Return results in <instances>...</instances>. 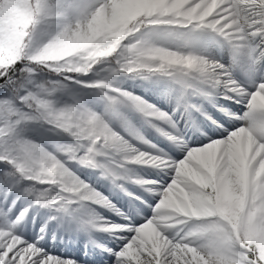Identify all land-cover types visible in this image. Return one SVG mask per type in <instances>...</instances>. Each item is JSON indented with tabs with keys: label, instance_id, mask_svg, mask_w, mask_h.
<instances>
[{
	"label": "clouds",
	"instance_id": "1",
	"mask_svg": "<svg viewBox=\"0 0 264 264\" xmlns=\"http://www.w3.org/2000/svg\"><path fill=\"white\" fill-rule=\"evenodd\" d=\"M223 4L221 20L203 16ZM197 32L218 38L226 62L193 47ZM0 79L7 93L0 120L13 129L12 168L0 194H14L0 207V242L19 243L15 234L24 233L30 212L47 209L55 214L41 225L42 239L41 229L65 216L53 207L62 201L89 200L122 215L81 178L92 174L126 195L124 185L132 183L158 196L132 247L170 244L168 237L179 235L190 264H264V0H0ZM160 84L178 93L171 114L129 90ZM70 85L91 92L100 110L79 92L59 104ZM190 87L203 93L199 111L180 99ZM204 103L219 106L215 117ZM177 110L183 125L173 118ZM145 130L184 153L175 170ZM194 137L207 142L190 146ZM137 167L171 179L163 185ZM17 201L22 206L13 213ZM92 214L97 231L127 226Z\"/></svg>",
	"mask_w": 264,
	"mask_h": 264
},
{
	"label": "rangeland",
	"instance_id": "2",
	"mask_svg": "<svg viewBox=\"0 0 264 264\" xmlns=\"http://www.w3.org/2000/svg\"><path fill=\"white\" fill-rule=\"evenodd\" d=\"M218 38L203 33L202 36L195 41H191L192 45L196 49L208 48L213 53L216 54L217 59H221V62H226V57L221 58L220 52L216 47ZM238 77V73H234ZM133 91L136 95L143 97L145 100L152 104H155L158 108L164 110L165 112L172 113L175 107V98L178 93L169 88L166 84H160L158 86H143V87H132L129 89ZM79 92V98L88 104V106L93 107L95 110L99 111L101 106V101H99L91 92L88 90L81 89L78 85H70L66 93H62L57 102L59 104L72 103V93ZM193 103H200L199 99L195 98ZM203 108L208 112L209 115L215 117L217 110L211 107L207 103L203 104ZM234 111H242L241 105H236ZM192 115L196 118L198 123L204 124L205 121L203 117H200L197 113L193 112ZM174 119L179 120L181 125L184 123V119L181 116L179 110L176 111ZM147 138L151 140L158 147H161L169 156L176 161L183 159L184 155L176 153H171L169 148L164 145L165 142L162 138L156 136L149 130H145ZM203 138V137H201ZM215 138V136L213 137ZM199 138L194 137L191 143L196 142ZM205 139V138H203ZM206 140V139H205ZM199 145V144H198ZM197 144L195 146H198ZM194 147V146H193ZM136 171L140 176L146 179H156L159 180L161 184L165 185L170 179V176H157L156 173L147 168L137 167ZM89 175V174H88ZM92 177L94 175L90 174ZM81 178L86 180L88 183L92 184L99 192L109 198L116 205L122 215H117L112 212L106 211L105 209L91 204L89 202V207L92 212L96 215L103 217L108 223L111 224H123L124 221H132L143 223L145 218L152 215V205L155 204V199L153 195L143 192L135 184L125 183L127 195L123 192L110 188L107 184L103 182H97L92 180L86 174H81ZM13 197L8 195L5 200L4 196H0V207L7 209L11 205ZM21 203L17 201L16 207L12 210L13 213L18 212L21 207ZM73 208H78L77 204L72 205ZM55 213L51 210L40 209L38 213H31L26 221V229L33 228L38 222L44 223L48 216L54 215ZM82 214L78 212L77 215ZM35 215V219H33ZM126 218V219H125ZM74 222L68 216L60 217L58 216L56 220H51L47 223V226L52 229V234H47L51 236V239L46 240L45 238L41 241V245L45 244V251L49 252L52 256L57 258H63L66 261L74 260L76 264H113L115 261V256L109 257L108 252L103 251L104 248H111L113 251H119L120 241L116 236L110 235L107 232L97 231L95 229H83L77 223L74 222L75 228L72 229L71 225ZM66 245V249L74 248L76 251L71 253H63L61 248L56 246L58 243ZM58 249V250H55ZM82 252V254H80Z\"/></svg>",
	"mask_w": 264,
	"mask_h": 264
},
{
	"label": "snow or ice",
	"instance_id": "3",
	"mask_svg": "<svg viewBox=\"0 0 264 264\" xmlns=\"http://www.w3.org/2000/svg\"><path fill=\"white\" fill-rule=\"evenodd\" d=\"M231 0H229V3ZM193 4H198V0H192ZM211 3V0H209ZM227 4L221 5L219 8L215 9L213 12V8L209 7L204 13L203 16H209L211 14V18L215 20H221L222 17L227 15V12L224 11L227 8ZM223 22V21H222ZM203 27L214 28L215 25L212 24H204ZM191 39V38H190ZM4 81L0 79V89L4 90V96L0 97L3 99L6 97V89L3 86ZM57 86H54V89ZM203 95V93L195 88L190 87L189 93L185 96H182L180 99L185 104V107L192 111H199V106L197 103H193V100L197 97ZM217 110H219V106H216ZM221 123L225 124L226 127L230 128L231 125H228L226 121H221ZM264 123V122H261ZM220 135H225L226 132H220ZM217 133L215 131H211V137L216 136ZM13 136V129L11 127L10 122H5L0 120V156L5 157L4 160H0V164L5 165V171L3 172V178L0 180H6L10 176V169L12 165L8 164L7 161L12 159L10 144L11 137ZM203 143V141H201ZM173 170L176 167V161H173ZM171 177V173H169ZM154 198H158V196L153 195ZM5 198V197H4ZM6 200V199H5ZM89 202L93 204L89 200L76 201L73 202L71 200L62 201V208H57L53 206L56 211L63 212L66 216L71 218L75 223H77L81 228L94 229V219L92 210L89 207ZM102 202V201H97ZM77 204L78 208H73V204ZM78 212H82V214L77 215ZM55 219V217H53ZM145 218V220H147ZM144 220V221H145ZM123 224L127 225L126 227L121 228L117 232L111 233L117 237L120 241V249L119 251H113L111 248H104L103 251L108 252L109 257L115 256V261L113 264H190L189 261L185 260V253L182 251V244L185 242L181 239L179 235L173 239L171 236L168 239L171 241L170 244L158 245L151 248H135L130 245V241L135 234L136 228L141 224L140 222L133 223L132 221H124ZM45 229H41V233H44ZM19 238V243H3L0 242V264H25L27 261V256L32 255L33 259L31 261H27V264H41V261H47L49 257L52 258L54 264H76L74 260L66 261L63 258H57L52 256L49 252L45 251L44 248L46 246V241L44 245H41L40 234L35 238L29 237L25 238L24 234H15Z\"/></svg>",
	"mask_w": 264,
	"mask_h": 264
},
{
	"label": "trees",
	"instance_id": "4",
	"mask_svg": "<svg viewBox=\"0 0 264 264\" xmlns=\"http://www.w3.org/2000/svg\"><path fill=\"white\" fill-rule=\"evenodd\" d=\"M201 35L200 32H197V33H194L191 37V39H198L199 36ZM67 92V91H66ZM64 92V93H66ZM4 90L3 89H0V97H3L4 96ZM60 95L61 94H58L57 96V100H59L60 98ZM5 171V165L3 164H0V179L3 178V172ZM87 176H89L92 180L96 181L95 177H92L90 174H86ZM9 195H11L13 198H14V194L13 193H9ZM0 196H3L2 194H0ZM44 224L42 222H38L37 225L33 228H29V229H25L24 230V237L25 238H29V237H32V238H35L36 236H38L40 234V227L41 225ZM75 228V225H74V222H72V229ZM44 233H43V237L46 239V240H50L51 239V236H47V234H52V229H50L47 225L45 226L44 228ZM58 247L59 248H62L64 249L65 251H67L66 247H64L63 245H61L60 243L58 244ZM71 252H73L72 249H69Z\"/></svg>",
	"mask_w": 264,
	"mask_h": 264
},
{
	"label": "bare ground",
	"instance_id": "5",
	"mask_svg": "<svg viewBox=\"0 0 264 264\" xmlns=\"http://www.w3.org/2000/svg\"><path fill=\"white\" fill-rule=\"evenodd\" d=\"M237 78H239V74H238V77ZM163 109V108H162ZM243 110V109H242ZM201 141H203V142H207V140H205V139H203V138H199L196 142H193V143H191V146H195L196 144L198 145V144H200L201 143ZM164 145H166L168 148H169V150H170V152L171 153H176V151L174 150V149H172L167 143H164ZM178 154H180V155H184V153H182V152H179ZM176 161H179V160H177L176 159ZM170 179H171V177H170ZM169 179V180H170ZM167 183H165V185H166ZM156 199H158V198H156ZM156 199H155V201H156Z\"/></svg>",
	"mask_w": 264,
	"mask_h": 264
}]
</instances>
